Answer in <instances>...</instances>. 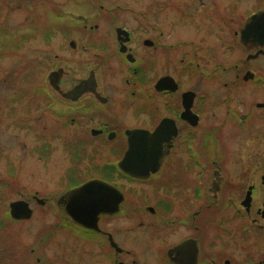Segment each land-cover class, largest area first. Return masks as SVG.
<instances>
[{
  "label": "flooded vegetation",
  "instance_id": "1",
  "mask_svg": "<svg viewBox=\"0 0 264 264\" xmlns=\"http://www.w3.org/2000/svg\"><path fill=\"white\" fill-rule=\"evenodd\" d=\"M91 10L69 40L87 72L68 71L65 55L30 91L61 121L71 154L104 143L112 158L59 185L44 255L19 259L16 242L0 264H264L250 244L264 242V175L242 167L240 148L235 179L223 168L230 140L249 138L264 157V0H91ZM92 180L120 201L86 226L65 212L66 193ZM39 192L29 207L47 203ZM12 202L5 225L32 218L12 219Z\"/></svg>",
  "mask_w": 264,
  "mask_h": 264
},
{
  "label": "rangeland",
  "instance_id": "2",
  "mask_svg": "<svg viewBox=\"0 0 264 264\" xmlns=\"http://www.w3.org/2000/svg\"><path fill=\"white\" fill-rule=\"evenodd\" d=\"M91 13V0H0V28H4L1 34L16 38L0 50V249L8 250L18 242L19 259L32 248L36 255H44L42 233L51 232L52 221H55L54 213L49 211V201L58 199L62 192L59 185L65 183V178L84 177L83 173L93 172L94 165L112 158L111 147L104 143L94 147L96 152L91 149L93 144H88L86 150L82 148L71 154L72 145L63 144L59 138L61 121L46 111L42 100L30 91L36 85L45 84L48 73L59 66V60L65 55H69L68 71L79 76L87 72L90 61L85 55L76 56L79 49L76 54L71 52L69 40L76 39L71 25L79 23V15L88 17ZM47 29L50 31L48 46L42 40ZM27 70L34 74L25 77ZM16 94L17 99L12 102ZM126 106L129 110L132 105ZM227 143L224 175L235 179L232 169L238 167L235 153L240 148L242 167L258 168L257 182L260 183L261 174L264 175V157L261 154L255 157L251 140L244 138L240 142L230 140ZM76 168L81 173L74 174ZM36 190H40L39 197L48 199L47 203L42 207L30 202L34 213L29 221L5 225L3 202L27 201ZM258 239L253 235L250 244L254 252L262 253L264 242L261 239L255 242ZM238 244H241L239 239Z\"/></svg>",
  "mask_w": 264,
  "mask_h": 264
},
{
  "label": "water",
  "instance_id": "3",
  "mask_svg": "<svg viewBox=\"0 0 264 264\" xmlns=\"http://www.w3.org/2000/svg\"><path fill=\"white\" fill-rule=\"evenodd\" d=\"M140 132L145 133L137 130L132 132L131 135H141ZM147 135L152 137L158 135V133L156 131L152 135ZM126 157L121 163L122 168H124L123 163H125ZM118 193L116 189L102 181H88L66 193L65 212L74 222L91 226L96 222L99 213L116 210L117 203L120 201ZM9 210L11 217L14 219H29L32 216V210L25 201L12 202L9 205Z\"/></svg>",
  "mask_w": 264,
  "mask_h": 264
},
{
  "label": "trees",
  "instance_id": "4",
  "mask_svg": "<svg viewBox=\"0 0 264 264\" xmlns=\"http://www.w3.org/2000/svg\"><path fill=\"white\" fill-rule=\"evenodd\" d=\"M0 33H2V31H0ZM12 39H14V41H16L15 37L7 38L5 36L3 37V35H2V37L0 38V46H1V48L10 45L12 43V41H11Z\"/></svg>",
  "mask_w": 264,
  "mask_h": 264
}]
</instances>
